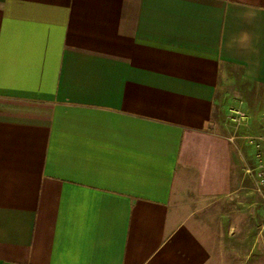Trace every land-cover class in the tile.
<instances>
[{
    "label": "crops",
    "instance_id": "crops-1",
    "mask_svg": "<svg viewBox=\"0 0 264 264\" xmlns=\"http://www.w3.org/2000/svg\"><path fill=\"white\" fill-rule=\"evenodd\" d=\"M233 109L264 0H0V264H230Z\"/></svg>",
    "mask_w": 264,
    "mask_h": 264
},
{
    "label": "rangeland",
    "instance_id": "rangeland-1",
    "mask_svg": "<svg viewBox=\"0 0 264 264\" xmlns=\"http://www.w3.org/2000/svg\"><path fill=\"white\" fill-rule=\"evenodd\" d=\"M231 102H238V98L230 99ZM235 106L239 104H234ZM231 105H229L230 107ZM253 118L249 123V128H241L234 122H230V126L234 127L235 134L242 139L237 141L239 151L242 155V166L245 171L247 168L252 167L251 164L254 162L255 149L250 144L249 137H255L264 131V122L261 123V115H252ZM263 124V125H262ZM240 127V129H239ZM263 127V129H262ZM248 139V140H247ZM251 162V163H250ZM246 164V165H245ZM244 173V172H243ZM252 184L244 180L243 187L233 197L231 201L240 202V204L230 210L233 213L235 210L242 214V219L239 221L231 220V255L230 264H238V258L241 260V264H264V202L261 205L260 199H258L253 193ZM256 205V206H255ZM232 207V206H231ZM257 207V216L254 215L255 208ZM262 208V210H260ZM260 210V212H258ZM241 221L245 222L241 225ZM235 235V236H234ZM234 236V238H233Z\"/></svg>",
    "mask_w": 264,
    "mask_h": 264
},
{
    "label": "built area",
    "instance_id": "built-area-1",
    "mask_svg": "<svg viewBox=\"0 0 264 264\" xmlns=\"http://www.w3.org/2000/svg\"><path fill=\"white\" fill-rule=\"evenodd\" d=\"M231 112V119L238 126L247 123L248 117L244 112L238 109ZM248 139L255 149V165L247 168L246 172L253 178L257 191L264 196V133Z\"/></svg>",
    "mask_w": 264,
    "mask_h": 264
}]
</instances>
